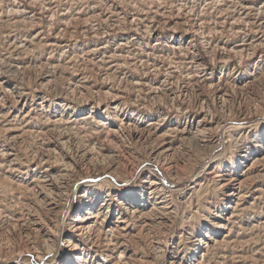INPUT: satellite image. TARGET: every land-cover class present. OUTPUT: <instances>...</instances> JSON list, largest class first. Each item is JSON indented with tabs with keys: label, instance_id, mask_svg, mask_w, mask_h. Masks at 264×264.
I'll list each match as a JSON object with an SVG mask.
<instances>
[{
	"label": "rangeland",
	"instance_id": "rangeland-1",
	"mask_svg": "<svg viewBox=\"0 0 264 264\" xmlns=\"http://www.w3.org/2000/svg\"><path fill=\"white\" fill-rule=\"evenodd\" d=\"M263 1L248 3L257 8ZM0 14V264H264V160L246 180L242 210L229 223L225 218L231 209L222 210L237 200L231 201L220 185L222 179L251 165L250 160L242 165L237 161L243 150L250 149L256 157L264 147V48L256 45L239 52L238 46L260 36L264 39V29L257 31L264 11L255 9L247 15L234 2L207 7L203 0H0ZM138 15L148 21L154 18L156 34L143 29ZM232 22L241 33L230 29ZM171 26L180 32L173 33ZM210 28L221 33L204 37L199 32ZM180 35L182 50L172 47ZM127 36L130 41L140 36L141 41H133L128 54L124 49L125 67L106 72L89 50L105 43L114 50ZM158 40L160 45L152 48ZM153 52L164 56L157 59V67L149 65V79L168 80L167 92H158L160 98L153 97L145 85L138 93L128 81L142 78V60H153ZM177 57L183 58L180 67ZM198 60L203 65L197 66L198 72L208 69L205 83L183 77L193 75L188 65ZM170 67L178 71L175 78L167 76ZM220 86L226 90L225 98H220ZM118 90L123 98L114 101ZM139 94L145 100L135 101ZM183 114L194 121L209 114L213 128L198 141L191 135L176 139V154L158 160L152 153L157 135L168 133L177 120L183 127L187 120ZM160 115L167 120L159 121ZM219 121L248 127L245 132L218 130ZM65 167L72 176L56 179L55 188L46 190L47 199L56 202L49 206L37 194L41 191L37 179L42 174L57 176V169ZM152 179L169 192L173 213L165 221L156 213L149 220L128 216L132 230L121 239L125 245L113 249L106 244L110 242L106 229L123 217L119 189L134 191L136 195L126 201L131 206L144 203L147 208L157 200L152 197ZM104 201L108 204L98 221L105 219L108 226L103 230L95 226L87 235L75 237L73 219L85 213L89 204L97 208ZM216 213L222 216L215 217ZM221 223L230 229L219 228ZM208 229L219 241L231 230L232 241L217 244L201 258L203 244L197 249V243ZM75 241L78 250H70L67 245Z\"/></svg>",
	"mask_w": 264,
	"mask_h": 264
},
{
	"label": "bare ground",
	"instance_id": "bare-ground-1",
	"mask_svg": "<svg viewBox=\"0 0 264 264\" xmlns=\"http://www.w3.org/2000/svg\"><path fill=\"white\" fill-rule=\"evenodd\" d=\"M15 1V0H14ZM84 1V0H83ZM121 1V0H120ZM148 1V0H147ZM173 2L175 0H172ZM178 1V0H177ZM205 5L207 7H210V6H222L225 2H230V3H235V6L237 8H241V11L244 13L247 12V15L252 12V10H259V11H264V1L256 8L254 7L253 5H251V2L250 4L248 3L249 0H203ZM57 2L59 3V0H57ZM80 2V0H79ZM115 2V1H114ZM135 2V1H133ZM162 2V1H161ZM190 2V1H189ZM104 3V2H103ZM194 3V2H193ZM2 4V3H1ZM67 4V3H66ZM135 4V3H134ZM156 4V3H155ZM85 5V4H84ZM137 5V4H135ZM151 5V4H150ZM165 5V4H164ZM173 5V4H172ZM231 5V4H230ZM55 6V5H54ZM92 6V4H91ZM114 6V5H113ZM163 6V5H162ZM188 6V5H187ZM44 7V6H42ZM97 7V6H96ZM106 7V6H105ZM119 7V6H118ZM140 7V6H139ZM203 7V6H201ZM49 8V7H47ZM54 8V7H53ZM53 8L50 10L52 11L53 13L52 14H56L55 11H53ZM159 8V7H158ZM222 8V7H221ZM229 8V7H228ZM50 9V8H49ZM83 9V8H82ZM95 9V8H94ZM123 9V8H122ZM181 9V8H180ZM179 9V10H180ZM225 9V8H224ZM12 10V9H11ZM99 10V9H98ZM126 10V9H125ZM128 10V9H127ZM178 10V9H177ZM28 11V10H27ZM106 11V10H105ZM157 11V10H156ZM189 11V10H188ZM62 12V11H61ZM68 12V11H66ZM91 12V11H90ZM93 12V11H92ZM145 12V11H144ZM143 12V13H144ZM179 12V11H178ZM222 12V11H221ZM41 13V12H40ZM88 13V12H87ZM118 13V12H117ZM135 13V12H134ZM209 13V12H208ZM260 13V12H259ZM9 14V13H8ZM89 14V13H88ZM104 14V13H103ZM133 14V13H132ZM136 14V13H135ZM158 14H161V13H158ZM201 14V12H200ZM226 14V13H225ZM1 15V14H0ZM14 15V14H13ZM164 15V14H163ZM183 15V14H182ZM188 15V14H187ZM186 15V16H187ZM263 15V14H262ZM52 18L54 17L53 15H51ZM71 16V15H70ZM94 16V15H93ZM123 16V15H122ZM155 16V15H154ZM176 16V15H175ZM240 16V15H239ZM64 17V16H63ZM172 17V16H171ZM200 17V16H199ZM218 17H220L218 15ZM231 17V16H230ZM16 18V17H15ZM74 18V17H73ZM71 18V19H73ZM113 18V17H112ZM122 18V17H121ZM165 18V17H164ZM175 18V17H174ZM89 19V18H87ZM103 19V18H102ZM154 20V18H152ZM151 19V21H148L150 20L149 18L147 17H144V16H141V15H138V17L136 18V20L138 21H141V25L143 26V29H145V31H149L150 33L152 34H156V31L157 29L156 28H153L154 25H153V20ZM192 19V18H191ZM237 19V18H236ZM241 19V18H240ZM245 19V18H243ZM7 20V19H6ZM4 20V21H6ZM23 20V19H22ZM32 20V19H31ZM29 20V22L31 21ZM50 20V19H49ZM68 20V19H67ZM66 20V21H67ZM70 20V19H69ZM201 20V19H200ZM212 20V19H211ZM233 20V19H232ZM15 21V20H14ZM20 21V19H19ZM25 21V20H24ZM52 21V20H51ZM90 21V20H89ZM103 21V20H102ZM105 21V20H104ZM132 21V20H131ZM162 21V20H161ZM208 21V20H207ZM213 21V20H212ZM211 21V22H212ZM225 21V20H224ZM234 21L236 22V20L234 19ZM243 21V20H242ZM246 21V20H245ZM249 21V20H248ZM246 21V22H248ZM256 21V20H255ZM1 22V21H0ZM7 22V21H6ZM32 22V21H31ZM36 22V21H35ZM73 22V21H72ZM127 22V21H126ZM164 22V21H162ZM203 22V21H202ZM219 22V21H218ZM226 22V21H225ZM229 22V21H228ZM254 22V21H253ZM5 23V22H4ZM12 23V22H11ZM24 23V22H23ZM70 23V22H69ZM89 23V22H88ZM121 23V22H120ZM178 23V21H177ZM182 23V22H180ZM199 23V22H198ZM240 22H238L239 24ZM20 24V23H19ZM32 24V23H31ZM95 24V23H94ZM193 24V23H192ZM234 22H232V25L230 26V29L234 28V33L235 34H238V33H241L238 30H236L235 26H234ZM245 24V23H244ZM7 25V24H6ZM133 25V24H132ZM166 25V24H164ZM218 25V24H217ZM223 25V24H221ZM220 25V26H221ZM225 25V24H224ZM240 25V24H239ZM31 26V25H30ZM29 26V28H30ZM80 26V25H79ZM123 26V25H121ZM169 26V25H168ZM182 26V25H181ZM188 26V24H187ZM203 26V25H202ZM11 27V26H10ZM9 27V29H11ZM81 27V26H80ZM83 27V26H82ZM132 27V26H131ZM196 27V26H195ZM217 27V26H215ZM223 27V26H222ZM88 28V27H87ZM137 28V26H136ZM142 28V27H141ZM168 28V27H167ZM229 28V26H228ZM251 28V27H250ZM257 31L259 30H262L264 29V21L263 22H260L258 24V27H257ZM76 29V28H75ZM92 29V28H91ZM170 29H174L173 33H176V32H180V30H177L178 28L173 26H171ZM252 29V28H251ZM15 30V29H14ZM82 30V29H81ZM86 30V29H85ZM106 30V29H105ZM208 30V29H207ZM224 30V29H223ZM100 31V30H99ZM104 31V30H103ZM114 31V30H113ZM121 31V30H119ZM127 31V30H125ZM162 31V30H161ZM176 31V32H175ZM192 31V30H191ZM214 33L217 32L215 30H213ZM213 31H211V28L208 32H205V31H199L202 35H204V37H210L212 36L211 33H213ZM251 31V30H250ZM9 32V31H8ZM7 32V33H8ZM233 32V31H232ZM231 32V33H232ZM116 33V32H114ZM140 33V32H139ZM138 33V34H139ZM183 33V32H182ZM199 33V34H200ZM217 33H221V32H217ZM223 33V32H222ZM230 33V34H231ZM233 33V34H234ZM13 34V33H12ZM15 34V33H14ZM38 34V33H37ZM86 34V33H85ZM94 34V33H93ZM162 34V33H161ZM234 34V35H235ZM245 34V33H244ZM255 34V33H254ZM84 35V34H83ZM171 35V34H170ZM233 35V36H234ZM263 35V34H262ZM22 36V35H21ZM86 36V35H85ZM101 36V35H100ZM103 36V35H102ZM120 36V35H119ZM160 36V35H159ZM196 36V35H195ZM200 36V35H199ZM144 37V36H143ZM146 37V36H145ZM158 37V36H157ZM202 37V38H204ZM261 37L263 36H260V38L256 39L254 38V40L252 42H249V43H241L240 45H238L240 47V50L239 52H243L245 50V48L247 47H254L256 45H260L262 46V48H264V39H262ZM10 38V37H9ZM94 38V37H93ZM142 38V37H141ZM161 38V37H160ZM182 35H180V37L178 38L180 41L175 43L177 45H172V47L174 48H181V50L183 49L181 47L182 45ZM27 39V38H25ZM31 39V38H30ZM107 39V38H106ZM232 39V38H231ZM241 39V38H240ZM245 39V37H244ZM28 40V39H27ZM104 40V39H103ZM116 40V39H115ZM192 40V39H191ZM194 40V39H193ZM211 40V39H210ZM247 40V39H246ZM17 41V40H16ZM21 41V40H20ZM133 41H135V43H138L140 42V36L136 37V38H133L131 41L129 40L128 36L127 37H123L120 41V43L118 45H116V49H109L111 47H109L108 43H105V44H101V45H94L92 47L90 51V54L91 55H94L96 54L98 56L97 58V62H100L102 61V63L105 65V69H106V72H110V71H117L119 68L121 67H125L126 66V57H125V52H124V49L126 50L127 49V54L130 53V45L134 44L132 43ZM144 41V40H143ZM204 41V40H202ZM244 41V40H243ZM35 42V41H33ZM114 42V41H112ZM26 42H24L25 44ZM98 43V42H97ZM210 43V42H209ZM48 44V43H47ZM50 44V43H49ZM142 44V43H141ZM204 44V43H202ZM51 45V44H50ZM157 45H160V42L159 40L155 42V44L152 45V48H155V46ZM196 45V44H195ZM214 45V44H213ZM222 45V44H221ZM167 47H171V45H166ZM210 46V45H208ZM215 46V45H214ZM12 47V46H11ZM142 47V46H141ZM158 47V46H157ZM191 47V46H190ZM161 48V47H160ZM214 48V47H213ZM133 49V48H132ZM173 49V48H172ZM208 49V48H207ZM218 49V47H217ZM227 49V48H225ZM233 49V48H231ZM251 49V48H250ZM18 50V49H17ZM137 50V48H136ZM143 50V49H142ZM160 50V49H159ZM180 50V49H179ZM214 50V49H213ZM258 50V49H257ZM14 51V50H13ZM33 51V50H31ZM147 51V50H146ZM154 51V50H153ZM156 51V50H155ZM207 51V50H206ZM234 51V50H233ZM237 51V50H236ZM235 51V53H236ZM249 51V50H248ZM255 51V50H254ZM145 52V51H144ZM183 52V51H182ZM193 52V51H192ZM215 52V51H214ZM223 52V51H221ZM142 53V52H141ZM150 53V52H149ZM211 53V52H209ZM135 54V53H134ZM153 54H155L153 60H148L147 62L143 59L142 62H143V76L142 78H132L130 80H128L131 84H133L135 90H138V93L141 92L142 88H143V85L145 86H148V89H149V93L153 96V97H158L160 98V94L158 92L160 91H166L167 92V89L164 87L166 86L167 84V79H162L160 83H157V81L155 82H152L150 79H149V73H148V68L150 67L149 65H151V67H157V59L159 57L164 56V54H156L155 52H153ZM201 54V53H200ZM171 55V54H170ZM152 56V55H151ZM183 57V56H182ZM182 57H177V62L176 63H180L177 67H180V65H182L184 62H183V58ZM194 57V56H193ZM200 57V56H199ZM226 57V56H225ZM262 57V56H261ZM148 58V57H147ZM151 58V57H150ZM170 58V57H168ZM231 58V57H230ZM91 59H93L91 57ZM215 59V58H214ZM213 59V60H214ZM12 60V59H11ZM169 60V59H168ZM173 60V59H172ZM221 60V59H220ZM229 60V59H227ZM8 61V60H7ZM92 61V60H91ZM167 61V60H166ZM191 61V60H190ZM224 62L226 63L227 61L226 60H221V62ZM262 61V60H261ZM12 62V61H11ZM136 62V61H135ZM146 62V64H145ZM164 62V61H163ZM200 60L198 61H192L191 63H189L190 65H188V72L193 69V75L190 76V73H187V75H182L183 77H185L186 79H190L192 77H194V80L195 81H201V82H207L209 81V77H208V73H207V68L206 66L205 67H202L201 69V72H198L197 71V66H203L202 64L199 63ZM214 62V61H213ZM264 62V61H263ZM15 63V62H14ZM101 63V62H100ZM128 63V62H127ZM169 63V61H168ZM193 63H197L196 65H192ZM8 64V63H7ZM24 64V63H23ZM132 64V63H131ZM141 64V63H140ZM163 64V63H162ZM212 64V63H211ZM172 65V64H171ZM11 66V64L9 65ZM28 66V65H27ZM100 66V65H99ZM135 66V65H134ZM163 66V65H162ZM174 66V65H173ZM185 66V65H184ZM187 66V65H186ZM19 67V66H18ZM101 67V66H100ZM137 67V66H135ZM176 67V68H177ZM261 67V66H260ZM49 68V67H48ZM104 68V67H103ZM126 69V68H125ZM168 69V68H166ZM58 70V69H57ZM156 70V69H155ZM159 70V69H158ZM177 70V69H176ZM103 71V70H102ZM141 71V70H140ZM160 71V70H159ZM6 72V71H5ZM53 72V71H52ZM178 72V71H177ZM173 67H170V69L168 70V73H167V76L170 77V78H175L176 77V73H177ZM166 74V72H164ZM253 73V72H252ZM1 74V73H0ZM48 74V73H47ZM135 74V73H134ZM154 74V73H153ZM4 75V74H3ZM50 75V74H48ZM112 75V74H111ZM118 75V74H117ZM132 75V74H131ZM106 76V75H105ZM116 76V75H115ZM166 76V77H167ZM2 77V76H1ZM165 77V76H164ZM117 78V77H116ZM126 79V75L124 74V77ZM124 79V80H125ZM129 79V78H127ZM126 79V80H127ZM111 81H113V79H110ZM120 80V78H119ZM125 80V81H126ZM154 81V80H153ZM238 81V80H237ZM122 82V81H121ZM226 82V81H225ZM231 82V81H230ZM123 83V82H122ZM195 83V82H194ZM120 84V82H119ZM211 86V84H210ZM225 86V85H224ZM133 88V89H134ZM123 90V89H122ZM127 91V89H125ZM119 92H117V94L115 95V99L114 101H117L119 100L120 98H123V91L121 90H118ZM225 89L223 87H219L218 88V92L220 93V98H225L226 96V93H225ZM18 93V92H17ZM21 93V92H20ZM175 92L172 91L171 94H174ZM13 94V93H12ZM20 95V94H19ZM23 95V94H22ZM135 95V94H134ZM136 96V95H135ZM3 97V96H2ZM18 97V96H17ZM143 97V96H142ZM139 95H137V100L135 101H138L140 100V98H142ZM146 97V96H145ZM152 97V98H153ZM144 98V97H143ZM20 99V98H19ZM154 99V98H153ZM145 100V98H144ZM150 100V98H149ZM155 100V99H154ZM153 100V101H154ZM159 101V99H158ZM161 102V101H159ZM21 103V102H20ZM134 103V102H133ZM156 103V102H155ZM151 104V103H150ZM166 104V107L169 108V103H165ZM139 105V104H138ZM143 106V105H142ZM153 106V105H152ZM71 106H68L67 109H70ZM143 107H146V106H143ZM76 108V107H75ZM150 108V107H149ZM179 109V108H178ZM72 110H75V109H72ZM146 110V109H145ZM75 112H78V111H75ZM201 112H203V110H201ZM19 114V113H18ZM4 115V114H3ZM7 115V114H5ZM4 115V116H5ZM185 116H187V120L184 124V126L182 127V122H179L178 120L175 122L176 124L169 127L168 129V133H161L160 135H157V138H159V141L156 143V147L154 148V150L152 151V153L155 154V158H157L158 160H160V158H164L165 160L167 159L166 157L168 156H173L176 154V151H177V148L175 147V143L174 141L176 139H181L186 137L185 135H191V137L198 141L200 140V137L205 133L207 132L206 130L210 131L213 127H212V120L210 117L209 114H201L200 116H198V118L196 119V121L189 119L190 116L188 114H183ZM27 116V115H26ZM25 116V117H26ZM76 117V114L73 115ZM163 115H160V118H159V121H164V120H167L166 118V115H164V117H162ZM91 117V116H90ZM50 118V117H49ZM89 118V117H88ZM82 119V118H81ZM84 119V118H83ZM12 120V119H11ZM61 120V119H60ZM78 120V119H77ZM76 120V121H77ZM1 121V120H0ZM17 122V120H16ZM56 122V121H54ZM58 122V121H57ZM78 122V121H77ZM9 123V122H8ZM7 123V124H8ZM13 123V122H12ZM25 123V122H24ZM62 123V122H61ZM66 123H69V122H66ZM224 123V122H223ZM222 122H217L216 124V127L217 129L219 128L220 130H225V131H228V130H231V131H240V132H245L246 128L248 127L247 125H244L243 123L241 124H236L234 122H231V121H228L226 122L225 124H223ZM6 124V123H5ZM19 124V123H18ZM101 125H105V123H100ZM223 124V125H222ZM26 125V124H25ZM75 125V124H74ZM153 123H150L147 127L149 131H151L153 129L152 127ZM10 126V125H9ZM15 126V124H14ZM82 126V125H81ZM16 127V126H15ZM54 127V126H53ZM17 128V127H16ZM21 128V127H20ZM104 128H108V127H104ZM10 130L12 131H16V130H13V128H10ZM218 129V130H219ZM28 130V129H27ZM155 130V129H154ZM29 131V130H28ZM111 131V130H110ZM113 131V130H112ZM170 131V132H169ZM213 131V130H212ZM153 132V131H152ZM155 133L157 132V130L154 131ZM98 133V132H96ZM218 133V132H217ZM220 133V131H219ZM225 133V132H224ZM170 134H175V138H172L170 136ZM19 135V134H17ZM227 135V134H226ZM206 136V135H205ZM224 137V136H223ZM234 137V136H233ZM218 140V139H217ZM221 140V139H219ZM264 143V140L261 141V145ZM206 147V146H205ZM5 154V153H4ZM221 154V153H220ZM8 155V154H7ZM239 157L241 158V160H237L239 162V164H244L245 161H248L250 160L251 161V165L250 166H247L245 168V170L241 173V174H230L227 178L225 179H222V175H217V177L221 178L222 180L221 181H224L222 184H220L221 186L224 187V189L226 188L227 190L225 191V195L232 201L234 198L237 200L236 202H234L235 205H232V204H229L227 205L224 210L222 211H228V208L231 209L229 211V214L226 216V221L227 223L229 222H232V219L234 217H236V215L238 214V212H240L242 209L240 208V205H241V202H243V195L245 194H241L244 192V188L246 186V180L249 179L252 171L254 168L260 166V163L264 160V147H262V150L257 153V156L254 157L252 156V152L250 151V149H247V150H243V152L241 154H239ZM251 157H252V160H251ZM239 158V159H240ZM45 161V160H44ZM47 163V160L45 161ZM236 163V162H235ZM45 164V163H44ZM44 168V167H43ZM264 168V167H263ZM10 170V169H9ZM17 172V171H16ZM37 172V171H36ZM43 172V171H42ZM57 176H55L54 174L53 175H40V180L37 179V181L39 182V185L37 186L41 191H38L37 194L39 196H42L43 198L46 199V201L48 202V205L49 206H53L55 205V200H48L47 197V193H46V190H49V189H54L55 188V181L56 179H59V180H62L64 179L65 177L67 176H72V171L71 169H68L67 167L63 168V169H57ZM56 172V173H57ZM211 173V172H209ZM52 174V173H51ZM255 175V174H254ZM36 178V177H35ZM264 178V177H263ZM261 179V178H260ZM211 180V179H210ZM35 184V183H34ZM150 186H151V192L153 193L152 197L153 199H157L155 200L151 206L147 207L146 208V205L144 203H141L139 206H135V207H142V208H145L147 209V211L145 212H142V211H139V208H135L134 206H131L128 202V199H130L129 197H131L132 195H136L134 193L133 190L131 191H128V190H122V189H119L120 190V196H121V200H123L122 204H124V208L122 209L121 211V214H123V217L122 216H118L119 219L116 220V222H118L119 224L118 225H115L113 224L114 226H109L106 231H107V235H108V240L110 242L106 243L110 246H113V249H116L120 246H124V240L122 241V237H127L131 230H132V227H131V224L128 220V216L131 217V218H134V217H139L140 219L141 218H144L145 220H149V216L151 215H154L155 213L156 214H159L160 215V218L158 219H162L164 220L165 218H167L168 215H170L171 213H173V207L172 206H169V202L171 201V198H170V195H169V192H166V190L164 188H162V185L159 181L157 180H150L149 182ZM198 184V183H197ZM246 189V188H245ZM263 189V188H262ZM255 190V189H254ZM175 191V190H174ZM245 193V192H244ZM98 196V195H97ZM108 196H110V194L107 195V197L105 198V200L108 202L110 201V199H108ZM159 196V197H158ZM86 197V196H85ZM257 197V196H256ZM98 198V197H97ZM248 198V197H247ZM89 201H91V198L89 199ZM88 201V202H89ZM87 202V203H88ZM108 202H103L101 203L97 208H92L91 204L94 206V202L91 201V204H89V206L87 207V210L85 211V213L83 214H80L78 216H76L74 219H73V223H72V227H73V235L75 237H83L85 235H87L88 233H90V231L92 230V228H94L95 226H97L98 228H100L101 230L105 229L106 226H108L106 223V220L105 219H102L101 222H99L98 220L100 219L101 215L103 214V209H104V206L108 204ZM245 202V201H244ZM111 204V203H110ZM252 204V203H251ZM110 208V207H109ZM175 208V207H174ZM227 208V209H226ZM244 209V208H243ZM262 211V210H261ZM242 214V213H241ZM222 215L216 213L215 214V217H220ZM169 218V217H168ZM144 221V220H143ZM165 221V220H164ZM168 221V220H167ZM161 222V221H159ZM235 222V221H234ZM212 224V223H211ZM224 225V226H223ZM264 226V225H263ZM262 226V227H263ZM219 228H224V229H230L227 227V225L225 224H220L219 225ZM96 230V229H95ZM222 230V229H221ZM99 232V231H98ZM118 232L119 235L116 236L115 238V233ZM231 230L228 232V233H225L224 235V239H222L221 241H219L218 239H215L212 237V233L210 232V230L208 229L207 233L205 234L204 232H201V235L199 237V243H197V249L200 248V245L203 244V249L200 253V256L201 258H204L205 256H207L209 254V252L217 245V244H226L228 242H231L230 241V237H229V234H230ZM100 233V232H99ZM102 233V232H101ZM106 234V233H105ZM205 234V236H204ZM72 235V233H71ZM107 237V236H106ZM205 237V238H204ZM77 240V239H76ZM244 240V239H243ZM122 241V242H121ZM245 241V240H244ZM76 242V241H75ZM70 243L68 244V248L70 250H78V244L77 242L75 243ZM226 242V243H225ZM201 243V244H200ZM181 245V244H180ZM196 243L193 244V246H195ZM229 245V244H228ZM177 246V245H176ZM199 247V248H198ZM262 247V246H261ZM126 249L123 250V252L126 254ZM259 251V250H257ZM121 253V252H120ZM177 253H179V255L181 254V251L180 249L177 251ZM119 254V253H118ZM123 256V254H121ZM238 255V254H237ZM216 256V255H215ZM226 256V255H224ZM244 256V255H243ZM236 257V256H235ZM78 259H80L81 257L78 256L77 257ZM123 259V257H120L119 255V259ZM127 258V257H126ZM178 258V255L174 257V259L171 261L172 263L176 262L175 260ZM182 258V257H181ZM218 260V259H217ZM80 261V260H79ZM119 262V260H117ZM121 261V260H120ZM126 261V260H125ZM222 261V260H221ZM261 261V260H260ZM116 262V263H118ZM123 262V261H122ZM149 262V261H148ZM152 262V261H151ZM201 262V260H200ZM204 262V261H203ZM125 263V262H124ZM129 263V262H128ZM180 263V262H179ZM209 263V262H208ZM127 264V263H126ZM186 264H196L192 261H187ZM201 264V263H200ZM219 264V263H218ZM221 264H224V263H221ZM263 264V263H262Z\"/></svg>",
	"mask_w": 264,
	"mask_h": 264
}]
</instances>
